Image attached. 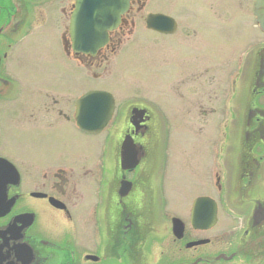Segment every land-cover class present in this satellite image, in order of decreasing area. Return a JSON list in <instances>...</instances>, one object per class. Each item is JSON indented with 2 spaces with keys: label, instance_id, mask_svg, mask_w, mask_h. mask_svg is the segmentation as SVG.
Masks as SVG:
<instances>
[{
  "label": "flooded vegetation",
  "instance_id": "obj_1",
  "mask_svg": "<svg viewBox=\"0 0 264 264\" xmlns=\"http://www.w3.org/2000/svg\"><path fill=\"white\" fill-rule=\"evenodd\" d=\"M202 1L211 17L238 8L256 21L254 0H250L251 8L246 6L249 0ZM73 3L0 0V264H151L154 241L167 248L155 264H264V201L245 196L255 188L262 161L255 146H260L257 132L264 133V45L238 53L233 63L230 59L217 63L210 57L205 62L199 56L177 58L168 86L160 89L161 94L174 98L169 105L109 91L114 100L111 118L100 131L85 132L77 125V101L89 91L103 89L72 96L70 62L85 70L84 77L89 74L102 80V72H107L124 38L134 35L140 19L153 35L172 37L184 47H194L196 53L205 33L199 14L192 10V16L174 18L172 33L150 29L146 26L149 13L142 15L147 0H130L128 11L118 27L108 32L104 46L94 54L76 53L69 35ZM55 13L58 18L53 20ZM55 22L61 29L54 46L56 56L49 57L52 44L48 36ZM255 28L264 33L257 23ZM239 80L248 83L249 89L243 103L233 109L231 93H225L236 90ZM72 124L84 142L78 139L71 145ZM236 124L244 129V138L234 202L241 208L251 205V214L223 220L218 199L207 192L194 199L215 201L217 220L212 226L195 228L189 217L188 225L181 220L183 234L178 238L173 216L161 213L168 228L152 223V201L161 200L157 208L166 209L163 186L171 184L174 176L167 175L170 167L222 193L223 198L234 175L229 154L216 157L208 140L202 142L206 151L194 153L192 147L186 154L180 149L169 153V161L170 130L179 125L197 135L198 129L215 125L226 129ZM11 129L52 134L46 141L14 139L19 145L12 155L7 152L14 145L12 136L4 137ZM104 134L103 142L97 139ZM24 145L26 151L21 154ZM152 225H158V237L149 233ZM197 241L204 242L187 247Z\"/></svg>",
  "mask_w": 264,
  "mask_h": 264
},
{
  "label": "rangeland",
  "instance_id": "obj_2",
  "mask_svg": "<svg viewBox=\"0 0 264 264\" xmlns=\"http://www.w3.org/2000/svg\"><path fill=\"white\" fill-rule=\"evenodd\" d=\"M202 0H147L142 15L146 13H162L169 15L173 19H180L182 16L191 15L190 10L199 14L198 18L200 22V29L205 33L203 42L198 47L197 53L194 47H184L182 43H176L172 37L156 36L152 32L145 30L143 21L140 19L135 23L134 35L124 38V42L118 52V54L112 58L110 65L108 66L107 72L103 73L102 80L94 79L89 74L84 77L85 70L82 67L77 66L74 62H70V74H69V87L72 96L79 95L85 92L87 89H103L112 92L113 94L118 93H129L125 98L133 95L135 100H145L149 97L151 101L155 100L157 103L163 104L173 103L174 98H169L166 95L160 93V89L168 86V79L171 74L175 73L174 64L178 60L184 57L199 56L205 62L208 57L214 59L217 63H222L224 59H230L233 63L239 54H243L249 51H253L259 44L264 45V33L258 31L255 28L256 21L252 14L239 13L234 9L231 13L222 12L221 16H213L204 11V5ZM246 6L251 8V1H247ZM192 16V15H191ZM58 18V14H53V20ZM196 20L194 21V23ZM61 27L58 22L53 25L50 29V40L51 47L48 49L49 57H55L54 52L56 42L59 39ZM192 59V58H191ZM191 59L187 60L189 63ZM165 61V63H163ZM185 62V61H182ZM236 64V63H235ZM252 65V64H251ZM234 67V66H233ZM234 71V68H233ZM100 72V71H99ZM101 73V72H100ZM233 78V76H232ZM231 83V81H230ZM228 82V86L230 84ZM236 90L233 92L231 89L226 91V95L231 93V107L234 109L238 102L243 103L246 95V90L249 89L248 83L245 85V81H235ZM231 87V84L230 86ZM232 84V89H233ZM116 90V91H115ZM118 90V91H117ZM167 100V101H166ZM172 101V102H171ZM127 102V101H126ZM235 106V107H234ZM232 121V119H231ZM237 126V124H236ZM228 127L223 129L215 125L210 129L197 130L198 134L193 135V132H185L187 127H179V125L170 130L169 138L167 142V157L168 160L171 152H180L182 149L186 154L192 152L190 150L194 147V153L199 151H206L204 143L208 141L212 142L213 154L216 157H220L223 153L229 158L232 166H234V175L229 178L230 186L225 198L222 197V193L212 192L210 187L204 188V186L198 185L192 176L187 173L177 174L172 167L169 168L167 175H174L170 177V182L175 188H172L170 183L164 184L163 188L167 197L166 209L157 208L161 200L152 201L154 207L151 209V216H154L152 220L156 224L163 223L165 228H168L169 222L164 223L165 218L163 215L166 213L167 216L177 217L180 220L185 221L188 225L190 217V209L192 200L200 194L210 193L214 198L218 199L220 205L219 217L221 219L235 218L239 215L249 216L251 214L250 207L241 208L235 204L234 194H237L238 185V160L240 154V142L244 138V129L242 126ZM69 132L71 145L79 141L84 142L86 139L81 137L76 132L74 125L72 124ZM188 130L190 128H187ZM11 133H5L4 137H11V142L14 144L9 147L7 151L12 155H15L18 150L16 149L17 144L14 139L26 140L27 138L35 137L38 141H46V138L50 134H45L43 131H17L11 129ZM259 137V145L255 146V151L262 154V161L256 180L255 188L248 189L245 196H249L257 200L264 201V133L261 136L260 132H257ZM103 136L99 139L103 142ZM97 143V142H95ZM21 144V143H20ZM98 144V143H97ZM225 145L222 149L221 146ZM39 148L43 145L39 144ZM57 150V149H56ZM26 147L21 154H25ZM29 151V150H28ZM30 152V151H29ZM156 184V182H155ZM154 187V186H153ZM178 187V188H176ZM155 200V199H154ZM225 200V201H223ZM237 201V198H236ZM146 205V201H144ZM242 204V203H241ZM148 208L144 209L147 210ZM150 212V211H149ZM147 212L149 216L150 213ZM163 215H162V214ZM158 217V218H157ZM222 222L219 224L221 227ZM158 225H152L151 233L152 237H158L159 233L157 229ZM218 229L216 228V231ZM166 233V231H165ZM170 238V237H169ZM152 247V262L155 264L157 258L161 253L166 251L165 244L160 245L161 242L154 241ZM170 243V242H169Z\"/></svg>",
  "mask_w": 264,
  "mask_h": 264
},
{
  "label": "water",
  "instance_id": "obj_3",
  "mask_svg": "<svg viewBox=\"0 0 264 264\" xmlns=\"http://www.w3.org/2000/svg\"><path fill=\"white\" fill-rule=\"evenodd\" d=\"M129 7L130 0H74L69 25L72 50L94 54L107 43L108 32L118 27ZM254 14L264 31V0H254ZM146 26L158 32L172 33L176 23L167 15L152 13L146 17ZM113 110L114 100L109 92L89 91L77 101V125L82 131L98 132L109 121ZM190 220L195 228L206 229L212 226L217 220L215 201L210 197H197L192 203ZM172 223L175 236L180 238L183 234L182 221L174 217ZM203 242H191L187 247Z\"/></svg>",
  "mask_w": 264,
  "mask_h": 264
}]
</instances>
